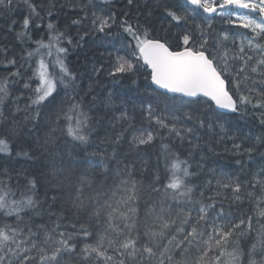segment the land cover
<instances>
[{
	"label": "snow or ice",
	"instance_id": "obj_1",
	"mask_svg": "<svg viewBox=\"0 0 264 264\" xmlns=\"http://www.w3.org/2000/svg\"><path fill=\"white\" fill-rule=\"evenodd\" d=\"M21 3L26 15L16 36L24 42L55 4ZM113 3L82 4L69 25L78 28L75 40L49 19L22 57L30 68L38 59L24 84L33 95L23 119L0 120V264H264V0H126L119 12L107 7ZM18 7L0 0V12ZM217 17L230 27L216 32ZM89 39L112 51L107 66L93 64L85 88L65 45L83 48ZM3 55L5 70L17 65L8 49ZM102 72L115 83L143 76L150 99L138 122L136 105L130 111L121 101L115 109L109 92L104 103L119 112L112 119L119 131L100 140L102 150L86 152L101 119L90 115L92 77ZM20 75L0 79V104ZM248 122L261 129L254 139L251 127L244 131ZM161 129L187 145L186 154L161 145L163 175L141 155ZM122 141L139 168L127 154L117 159L116 147L109 153L107 145ZM220 144L231 163H219ZM69 145L85 157L77 161ZM246 201L251 214L233 210Z\"/></svg>",
	"mask_w": 264,
	"mask_h": 264
},
{
	"label": "trees",
	"instance_id": "obj_2",
	"mask_svg": "<svg viewBox=\"0 0 264 264\" xmlns=\"http://www.w3.org/2000/svg\"><path fill=\"white\" fill-rule=\"evenodd\" d=\"M37 3H42L46 7L50 4L54 3L55 8L53 9L54 15L52 17H48L46 14L44 15V22L42 27L39 30L32 29V40H25L21 42L18 40L16 33L21 30L22 24V15H26V11L23 8L21 0H16L17 5L19 6L16 11L14 12H0V79L7 77L9 72H15L19 69L21 75L18 77L10 78V82L8 84V91L10 95L4 99V102L0 104V120H7L11 121L14 117L19 120L23 119L25 115V107L30 103L29 97L33 95L31 89H26L24 87L25 82H29V77L33 75V68L35 67V59L32 61L33 68L28 66V62L22 57H26V52L33 50L36 45L33 43L34 40L39 39L40 37L45 36L46 34V26L49 19L52 22L56 23L58 28L61 31H67L69 35H71L74 40L77 38L78 28L76 26H71V20L82 16L83 13L80 11L81 5L86 4L87 0H36ZM126 0H114V3L108 5L107 7L119 12V10L123 7ZM95 7H100L97 3ZM91 9H89L90 14ZM15 20L17 23L12 26V30H9L11 21ZM230 26L225 23V21L221 20L217 17L213 20V28L216 32H220L221 30H226ZM175 31V29L173 30ZM236 31H243L246 32L247 30L243 29H236ZM82 34V32H81ZM69 47V54L67 57L66 63L68 64L69 68L76 73H84L83 83L85 88L89 83V76L91 74L90 70L93 64L96 67H100L101 64L107 66L109 57L108 51H112V49L105 45H94L91 39L84 45L83 48H72L71 46L65 45ZM119 46V45H117ZM8 49L9 55L7 58H11L15 56L17 59V65L15 67L8 66L7 70H5V56L3 55V50ZM107 49V50H106ZM121 55L124 53L121 52ZM115 55V52H113ZM50 59V58H49ZM23 64V67L20 65ZM132 79H136V84H132ZM92 82L94 84V95H95V104L96 109L90 115L94 117L101 118L99 123L94 124V132L91 139L94 141L92 146L87 148L86 152H92L94 150H102L106 145L100 144V140L103 139L106 135H112L114 131H119L117 127L115 130L112 127V119L114 116L119 115L118 111H115L113 108H108L105 106V98L107 97L108 93H113V100L115 101L114 108L121 109V101L124 102V105L128 107L131 111L133 104L136 105V115L137 121L140 120V113L141 109H146L147 105L143 103L150 99L148 93L151 91L149 87L150 81L145 80V78L141 75H137V77L133 78H119V82H113V79L108 77L106 73L102 72L99 77H92ZM32 88L36 87V82L32 81ZM154 87V86H151ZM63 95V93H61ZM89 100L92 97H88ZM20 109L17 111V109ZM32 113L34 114L37 109L35 107L32 108ZM41 111H46L41 109ZM145 117L147 113H144ZM229 124H235L236 122L232 120L230 117L228 118ZM249 126L244 127V131L248 133L249 127H251V135L253 139L256 135L261 134V129L258 125L248 122ZM144 126L147 127V121L145 120ZM155 127V126H154ZM46 131V129H44ZM43 135V131L39 133ZM200 135H204V133H200ZM160 137H164V139H160ZM130 139V137H129ZM168 144L170 148L173 150L179 149L182 153L186 154L187 145L185 144L183 148H180L178 140L169 137L167 129L159 130V137H157L154 145L149 146L143 150L141 155H143L146 159L150 161V169L159 168L161 175L164 173V162L162 159L157 160L158 155L161 153V145ZM228 147H231V142H226ZM109 153H111L112 148H117V159L122 158L126 154L128 155L130 160H135L137 164V168L140 167V162L136 158V153L132 151L129 147V143L127 141H122L118 146L107 145ZM225 144H220L216 146V151L222 153L221 157L219 158V163H231L230 160H226L223 155V149ZM67 150L72 151V156L79 161L80 159L84 158L86 153L84 151H80L79 149L72 150L71 145L68 146ZM264 152V149H261ZM183 158V157H182ZM91 159L95 160L97 158L92 157ZM198 160L199 158L196 157ZM247 159V158H245ZM254 159L259 165L260 157L259 155H255ZM23 163V161H21ZM72 165H70L71 167ZM238 173V169H232ZM151 175V171L145 173L146 177ZM145 184H147V179L145 180ZM44 189L41 188L40 194L43 195ZM143 203H141L140 209L141 213L143 212ZM227 207V205H226ZM234 211H239L240 213L244 214H251V205L244 203L243 206H236L233 205ZM37 222H40L37 220ZM251 238H245L242 241L244 247H247L251 243Z\"/></svg>",
	"mask_w": 264,
	"mask_h": 264
}]
</instances>
